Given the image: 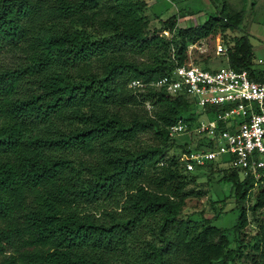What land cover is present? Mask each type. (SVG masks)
Wrapping results in <instances>:
<instances>
[{
  "label": "trees",
  "instance_id": "obj_1",
  "mask_svg": "<svg viewBox=\"0 0 264 264\" xmlns=\"http://www.w3.org/2000/svg\"><path fill=\"white\" fill-rule=\"evenodd\" d=\"M147 5L0 0V264H225L238 252L246 264H264V170L256 178L219 166L241 204L239 235L250 222L243 201L260 186L250 206L259 246L244 254L225 227L184 214L188 198L206 189L190 187L199 174L181 159L192 138L179 142L169 127L181 118L192 127L200 118L193 98L129 86L190 62L189 45L218 27L240 30L226 42L224 66L264 81L242 29L246 8L223 0L204 22L179 25L173 14L152 26ZM144 131L157 142L132 144ZM174 144L179 157L167 155ZM88 205H101L100 212Z\"/></svg>",
  "mask_w": 264,
  "mask_h": 264
},
{
  "label": "built area",
  "instance_id": "obj_2",
  "mask_svg": "<svg viewBox=\"0 0 264 264\" xmlns=\"http://www.w3.org/2000/svg\"><path fill=\"white\" fill-rule=\"evenodd\" d=\"M218 47L226 54V45L219 43ZM129 86L135 90L187 93L204 110L207 105L221 106L218 111L205 110L207 117L198 118L192 127L182 118L169 127L173 137L189 131L197 136L181 156L186 169L219 160L238 168L243 175L260 177L264 170V81L251 77L248 69H210L188 62L155 78H133ZM147 106L152 108L150 102Z\"/></svg>",
  "mask_w": 264,
  "mask_h": 264
},
{
  "label": "rangeland",
  "instance_id": "obj_3",
  "mask_svg": "<svg viewBox=\"0 0 264 264\" xmlns=\"http://www.w3.org/2000/svg\"><path fill=\"white\" fill-rule=\"evenodd\" d=\"M228 7L230 8H246V18L242 29L248 31L251 34V39L254 44L260 42L263 45L261 54L256 57L262 56L264 65V0H254L255 6L260 7L258 10L252 9V0H226ZM148 5L145 8V13L150 19L152 26H160L161 19H166L173 14H179V25H190L204 22L210 14L217 13L218 8H221L223 0H147ZM257 3V4H256ZM251 16V21L248 22V17ZM218 27V26H217ZM167 36H171L168 31H163ZM240 33L233 29H227L226 32L221 28H216V33L211 34L207 38H203L195 44L189 45V54L191 61H202L204 63H210L215 66L223 67L226 64L224 60V53L219 50L218 44L226 45L227 41ZM228 43V42H227ZM134 56L138 62L143 61L147 56L130 55ZM256 58V60H257ZM4 59L9 61L10 56H5ZM195 108L200 112L201 118H206L207 113L201 105L195 104ZM140 112L145 113V109L140 107ZM179 142H184L192 138L190 144H192L197 136L195 132H185L176 136ZM157 142L154 134L150 131H144L139 134L132 144L136 145H149ZM180 148L177 144H174L167 149L168 156H180ZM219 166H223L221 162H215V165L208 164L202 168H195L191 172L198 173L199 176L196 182L191 183L190 187L198 189H206L205 194L201 196H192L187 200V205L184 209V214L196 219H203L204 217L211 218L212 223L217 226H222L227 229L228 236L231 240V246H239L241 251L245 253H252L256 251L259 246L258 239L256 237L257 229V213L252 211V206L256 201V195L259 190V185H255L248 193L244 205L248 208L249 224L244 234L239 235L234 230V224L240 212L241 204L234 197V186L232 181L225 180L222 172L219 170ZM186 172V171H184ZM187 172V173H191ZM109 205L112 208L113 205ZM101 205H88V208L92 211L100 212ZM220 215L216 217L217 214ZM148 237H152L148 235ZM247 258L245 255H236L235 259L229 260L225 264H246Z\"/></svg>",
  "mask_w": 264,
  "mask_h": 264
},
{
  "label": "crops",
  "instance_id": "obj_4",
  "mask_svg": "<svg viewBox=\"0 0 264 264\" xmlns=\"http://www.w3.org/2000/svg\"><path fill=\"white\" fill-rule=\"evenodd\" d=\"M252 9L253 10H258L260 7L257 5V6H255L254 4H255V1L254 0H252ZM257 4V3H256ZM252 19H251V16H249L248 17V22H254V21H251ZM262 49H263V45L260 43V42H258L257 44H254V51H255V56H257L258 54H261V52L260 51H262ZM257 58V57H256ZM262 56H259V58H257V61L258 62H260V63H263V60H262Z\"/></svg>",
  "mask_w": 264,
  "mask_h": 264
}]
</instances>
